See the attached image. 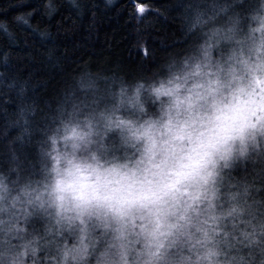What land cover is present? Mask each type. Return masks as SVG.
Masks as SVG:
<instances>
[{
    "label": "clouds",
    "instance_id": "9594fccd",
    "mask_svg": "<svg viewBox=\"0 0 264 264\" xmlns=\"http://www.w3.org/2000/svg\"><path fill=\"white\" fill-rule=\"evenodd\" d=\"M155 22L131 66L0 89V264H264V0Z\"/></svg>",
    "mask_w": 264,
    "mask_h": 264
},
{
    "label": "trees",
    "instance_id": "16d2710c",
    "mask_svg": "<svg viewBox=\"0 0 264 264\" xmlns=\"http://www.w3.org/2000/svg\"><path fill=\"white\" fill-rule=\"evenodd\" d=\"M165 2L0 0V89L48 96L85 66L135 64L136 41L164 27L155 21Z\"/></svg>",
    "mask_w": 264,
    "mask_h": 264
},
{
    "label": "snow or ice",
    "instance_id": "6c2138e0",
    "mask_svg": "<svg viewBox=\"0 0 264 264\" xmlns=\"http://www.w3.org/2000/svg\"><path fill=\"white\" fill-rule=\"evenodd\" d=\"M138 11H140L141 13H143V12H144V8H143V6H142V5H138Z\"/></svg>",
    "mask_w": 264,
    "mask_h": 264
},
{
    "label": "rangeland",
    "instance_id": "374dc122",
    "mask_svg": "<svg viewBox=\"0 0 264 264\" xmlns=\"http://www.w3.org/2000/svg\"><path fill=\"white\" fill-rule=\"evenodd\" d=\"M141 13V12H140Z\"/></svg>",
    "mask_w": 264,
    "mask_h": 264
}]
</instances>
